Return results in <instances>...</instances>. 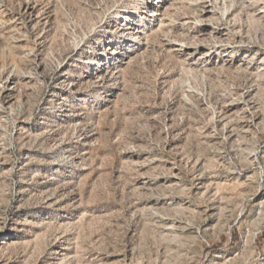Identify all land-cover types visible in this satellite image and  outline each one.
Returning a JSON list of instances; mask_svg holds the SVG:
<instances>
[{"label": "rangeland", "instance_id": "obj_1", "mask_svg": "<svg viewBox=\"0 0 264 264\" xmlns=\"http://www.w3.org/2000/svg\"><path fill=\"white\" fill-rule=\"evenodd\" d=\"M0 264H264V0H0Z\"/></svg>", "mask_w": 264, "mask_h": 264}, {"label": "bare ground", "instance_id": "obj_2", "mask_svg": "<svg viewBox=\"0 0 264 264\" xmlns=\"http://www.w3.org/2000/svg\"><path fill=\"white\" fill-rule=\"evenodd\" d=\"M131 23V22H130Z\"/></svg>", "mask_w": 264, "mask_h": 264}]
</instances>
